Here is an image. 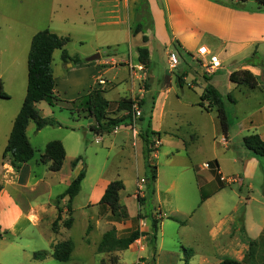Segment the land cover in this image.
Wrapping results in <instances>:
<instances>
[{"label":"rangeland","instance_id":"374dc122","mask_svg":"<svg viewBox=\"0 0 264 264\" xmlns=\"http://www.w3.org/2000/svg\"><path fill=\"white\" fill-rule=\"evenodd\" d=\"M221 1L235 4L237 0ZM67 2L74 4V0L66 2L61 0H0V90L8 96L7 98L0 97V165L3 159L2 144L7 141L5 136L8 135L11 123L25 96L27 54L30 46L27 37L31 31L47 30L51 17L58 21L66 18L67 22L63 26L73 28L72 21L75 19V13H68L71 8L65 7L64 4ZM239 5H243V8L249 11H256L257 9L255 0L239 2ZM35 6L39 7L40 15H37L34 20L32 11ZM58 6L61 9H58ZM72 33L75 37H85L88 40L83 45L75 40L67 43L64 49L69 55H78L83 61L93 55V60H102L104 66L127 67L129 70L128 82L130 81L134 89L127 87L128 90L120 93L121 97L124 94L125 98L139 99L149 88L144 109L138 108L140 114L132 118V130H135L139 136L140 134L145 136L146 133L148 135V142L144 144L142 141V153L146 152L148 161L156 165L158 172V180L155 184L156 192L154 195H148L146 183L143 184L142 188L136 185L137 179L138 183L144 173L150 177V171L145 168V162L144 164L142 162L143 156L141 158L139 153V139L136 141L138 144L137 155L134 154L130 142L126 150L120 152L119 142L123 134L122 131L118 132L117 135L103 134L101 142V140H96V134L94 135V132L87 128L86 123L89 118L82 116L80 110L78 111L81 108L78 103L72 104L69 102L72 100L62 97H59L60 101L54 102L53 106H49L47 102L43 101L45 108L53 113L50 118L59 125L45 126L37 131L35 124L31 122L28 136L32 145L39 149L45 143L58 140L62 141L67 151L70 152L69 141H74L75 137L79 138L78 151L84 157L85 164L83 166L86 178L72 201L71 212L66 209L67 198L60 201L62 219L58 223L56 233L52 232L47 223H43L38 230L23 222L16 228V230L20 229L21 232L14 238V241L9 240V233H3L0 237V264H183L186 261L187 249H192L194 252L189 262L199 264V252H208L209 245L212 247V253L218 252L220 259L232 258L249 264H264V230L258 238L251 240L247 238L248 236L243 230L244 212L250 221V225L254 223L259 225L264 219V166L261 171L262 166L259 162L253 171L249 174L247 172V175L244 176L243 185L239 176H231L240 166V163L235 161L237 153L240 150L249 152L242 144L241 134L244 133L245 127L243 121L256 109V117L253 116L251 119L252 123L247 128L245 135L254 133L256 129L264 132V53L254 52L252 65L248 62L241 63L244 66L253 67V72L258 79V85L254 88L243 84L235 85L234 88V85L228 81V71H233L236 67L242 66H238L239 63L234 60L227 61L218 73L212 75V84L216 89L223 96L230 93L236 103L238 102L235 108L227 101L225 102L230 127L228 137H224L216 113L214 111L205 112L196 104L199 101L204 80L202 78L199 80L198 77L200 86L193 89L188 87L191 75L187 79V83L181 88L175 82V77L181 74L180 68H187L186 64L189 65L192 74L195 76H198L200 68L203 75H210L212 72L203 67L209 62V59L211 60L210 54L204 59L202 56L194 55L191 59L187 55H182L183 63L180 62L175 69H171L168 65V52L166 55L160 52L159 56L156 53L153 55V59L149 61V67L139 62L145 67V70L148 69L145 74L138 69L137 63L131 64L129 60H126L116 61L114 64L108 60L112 54L115 59L125 60L129 52L127 46L96 48V43L88 37L90 33L85 36L78 31ZM61 53V50L53 52L51 64L53 75L57 79H61L62 75L69 69L67 66L71 63L64 64ZM176 54L178 53L176 52ZM86 71L75 72L74 79L86 83L91 78L90 69ZM185 72L187 71L182 73L186 74ZM114 74L118 78L123 76L122 71L111 70L107 73V77L112 78ZM171 79L173 81L170 88L168 90L162 89L169 85ZM121 86L126 87L127 84L121 83ZM84 95L86 94L81 96ZM116 95V90H113L109 97H116ZM155 100L156 107L154 109L156 113L153 115L151 127L159 130L160 145L157 136L152 134L151 129L148 128L149 116ZM126 114L122 112V115L126 116ZM253 124H256L257 128ZM75 125L78 126L80 133H72L66 129L67 126ZM82 126L87 133L85 139L84 133L81 131ZM172 133L178 135L179 139L174 137ZM193 133L196 134V140L191 144L192 136L190 137V135ZM180 140L185 143L186 151L180 147ZM230 140L231 148L226 149L225 147L229 146ZM110 141L113 144L110 145ZM239 154L238 157H242L241 152ZM211 158L218 159L220 169L226 176L227 184L222 191L211 198L208 208L210 206L211 211H216L217 220H225L227 226L235 221V230L240 232L237 233L234 229H229L226 234H219L215 242L217 250L213 248L214 243H211L206 235L209 225L205 228L204 210L199 213L198 217L194 215L189 218V214L197 207L200 198V193L196 188V171L200 168L201 162L206 160L205 163H208L210 161L207 159ZM38 159L37 152L30 161V183L42 176L47 179L50 190L47 191L45 185H40L33 190L29 186L18 189L15 187L13 189L12 186L8 185L5 187L23 209L30 204L49 203L55 205L56 196L66 189L65 184L61 181V176L46 170L45 165L40 163ZM6 160H9L8 155L3 159V161ZM259 160L264 161L261 158ZM100 172H104L103 178L121 180L124 183L125 186L119 194L121 201L126 202L130 216L135 217L139 209L140 217L146 218L145 221L150 223L151 217L157 218L156 212L160 208L165 215L172 214L186 221L187 225L181 227L179 223L164 218L162 226H158L155 242H150L149 237L144 252L126 249L119 252L97 253L96 245L103 232L115 227L108 210L99 207V214L97 215L93 206L85 207L90 183L96 179ZM1 173L0 166V178H2ZM171 181L174 182V187L170 192H166ZM136 192L143 199L139 208L134 196ZM71 218V226L69 228L64 227L63 222ZM140 222L141 219L137 218L131 221L125 220L123 223L119 222L118 235H125L128 231L138 228ZM88 226H91V229L86 235ZM149 234L151 236V233ZM68 239L74 244L69 260L66 262L56 260L52 256L55 245ZM232 243L237 246V250L229 249L225 253L224 250L230 247ZM42 250L47 252V257L43 260L35 259L34 253Z\"/></svg>","mask_w":264,"mask_h":264},{"label":"crops","instance_id":"0c3cea01","mask_svg":"<svg viewBox=\"0 0 264 264\" xmlns=\"http://www.w3.org/2000/svg\"><path fill=\"white\" fill-rule=\"evenodd\" d=\"M61 1L66 2L69 0H61ZM64 5L67 9L71 8L70 10H68V13L70 12L75 13L74 16L75 19L72 21L73 28L63 26L67 22L66 18H63L61 21H58V20H54V18L51 17L49 20V27H47V30L56 33L59 36H68L70 38V42L75 40L81 45L86 44L88 39H86L85 37H75L72 33L73 31L76 32L78 31L80 32V34H83V36L90 33L88 37L90 38V40L96 43L97 45L96 48H100V47L115 48L121 45L127 46L129 52L127 53V58H125V60L115 59L113 54L108 57V60L114 64L116 63V61H126V60H129L131 64H136V63L138 65L141 64L138 61V53H137V49L141 47L148 49L150 56L149 61H151L153 59V55H155L156 53L159 56L160 52L166 55L167 52L175 51L173 47L174 42H177L180 45L181 52H177L178 53L177 55H178L179 63L180 62L183 63L182 55H187L192 59V56L194 55L199 56L197 55L196 51L199 47L204 46L207 50V53L204 56H202L203 59L208 54H210L211 59H217L220 62V66L216 68V70L213 71L210 75H206V74L203 75L201 73V68H200L198 70V76H195V74H192V70L189 68V65L186 64L187 68H182V67L180 68L181 74L182 72L187 71L185 72L186 73L185 76H183L182 78L183 80L182 84L179 83V77L178 76L175 77V82L181 88L184 84L187 83V79L191 75L190 83H188L189 85L188 84L187 85L189 88L192 89L200 86L198 83V77L199 80L202 78L205 83L204 86L201 87V92L199 94V97L208 83L213 85L212 75L218 73L220 68H222L223 64H225L227 61L234 60L235 62L239 63L238 64L239 66L242 65L241 63L245 62L246 60H249L253 56L254 52H257L258 54L264 53V9L258 11L257 10L249 11L248 9L243 8V5L234 6L233 4H229L221 0H74V4H70L69 2H67ZM58 9L61 8L58 6ZM32 14H34V20H35L37 18V15L38 16L40 15L39 7L38 8L37 6L33 7ZM137 25L141 26V30L138 33L133 34V29ZM36 32H38V30L31 31V33L27 37V41L31 43L32 37ZM143 36L147 38L146 41H143L142 39ZM69 56L71 57L77 56L80 59L78 55H69ZM89 58L90 57H87L85 61L80 59V61L76 63H73V61H68L71 62L70 65L67 66L69 67V69L68 71H66L64 75H62L61 79H57L53 75L55 81L54 93L57 97H62L67 100H73L83 94H87L89 91H91V89L96 88L102 90L103 92L102 95L104 99L108 101H117L122 97L125 98L124 94L121 97L120 93H124V91L128 90V88L134 89V86H131L130 81L128 82L129 70L127 69L126 66H122V67L118 65L104 66L102 64V60H98V59L90 60ZM52 60H53V56H52ZM66 63L67 62H64V64ZM147 67H149V64ZM89 69L91 71V78H89V80L86 83L74 79L75 72H78L79 70L86 71ZM236 69H247L254 74L253 67H251L250 65L249 66L242 65L240 68L236 67L234 70ZM111 70H115V72L122 71L123 76L118 78L115 77L116 74H114L112 78H108L107 73ZM231 72L232 71H228V74H230ZM99 81H104V83L100 84ZM172 81L173 80L171 79L169 85L162 89L166 88L168 90V88H170L171 86L170 84ZM228 81H229V75H228ZM121 83H126L127 86L122 87ZM233 85L235 88V84ZM26 87H27V75H26ZM113 90H116V94H117L116 97H109V94H112ZM148 93H149V88L145 91V94L139 98L144 100V105ZM24 94L26 95V91L24 92ZM128 98H132V97H128ZM132 99H136V98H132ZM197 103L198 102H196V104ZM237 103L233 105L234 108L237 107ZM144 105L143 108H141L142 110L144 109ZM45 107L46 106L43 101L35 105V108L41 117L43 118L52 117L53 113L49 111L48 108ZM155 107H156V100L154 107L150 112L148 128H150L151 131L155 133V135L159 139V142H161L159 130L155 129L153 126L151 127L153 115H155L156 113L154 109ZM256 114H257V109L254 110L252 114L248 115L246 120L243 121L245 127L243 131L244 133L241 134L242 137L245 135L247 128L252 123L251 119L253 118V116L256 117ZM117 115L119 116L122 115V112L118 113ZM13 121L11 123L10 129L8 130V135L5 136V139H8ZM30 123L26 128V135L29 140V143L31 144V146L35 151L34 155L38 152L40 158V156L44 152L47 143H45L43 147H39V149H36L32 145L31 139L28 136V129L30 127ZM86 124H87V128L89 129L90 126L95 125L96 123L93 118H89ZM253 125L257 128L256 124ZM66 129H69V131L72 133H76L80 131L78 129V126L76 125L69 127L67 126ZM81 131H83L84 139H85V137H87V133L84 130L83 126L81 127ZM120 131H122L123 133L121 135V139L119 142L120 152H124L128 147L127 145L130 142V145L133 147L134 154L137 155L136 149L138 148V144L136 143V141L137 139H139L140 141L139 153L142 158L143 156L142 138L136 133L135 130H132V125L131 126L124 124L119 125L116 132L111 131L109 133H103V134L117 135L118 132ZM156 133L159 135H157ZM254 133H258L260 137L264 140V132H261L256 129ZM103 134L102 135L94 134L96 136V140L100 141ZM172 135L179 139L178 135H176L175 133H172ZM191 136H192L191 144H193V142L196 140V134L193 133L192 135H190V137ZM60 142L62 143L65 149V157L63 159L61 169L57 172H52V171L51 172L59 174L61 176V181L65 184L67 188L70 182L77 176V174L84 167L83 165L85 163H84V157L78 151L80 145L79 138L75 137L74 141H69V145L71 146L70 152L67 151L64 143L62 141ZM6 143L7 141H4L2 144V153ZM109 144L110 145L113 144L112 141H110ZM180 147L184 148L185 151L187 150L185 143L182 142L181 140H180ZM225 148L226 149L231 148V140L229 142V146ZM240 152L242 157H238L240 156L239 154ZM240 152L237 153L236 155L237 159L235 160L240 163V166L237 168L235 174L231 176L233 177L239 176L240 177L239 179L241 180V184L243 185L244 176L247 175V172L249 174V172L253 171L255 169V166L258 165L259 162L261 163L262 166L261 171H262L264 166V161L261 162L259 158H255L250 152H244V150L243 151L240 150ZM84 153L86 154V151H84ZM79 157L81 159H79L76 165L72 167V162H74ZM213 160L217 161L218 173L225 181L226 176L222 173L220 169V164L218 162V159L217 158H211L209 160L207 159V161H213ZM30 161L25 164H22L18 170H15L10 165V160L3 161L2 159L0 165L2 171L1 173L2 178H0V181L3 185V188L0 191V232L4 234L9 233L8 236L10 238L9 240L12 239L13 241L14 238H16V236L20 234L19 232H21L19 231L20 229L16 230L17 226L21 222L29 224L34 229L37 228L38 230H40V227L43 225V223L45 224L47 223L51 229L52 222L54 221L57 214L55 205L49 203L30 204L29 206H27V208L23 209L19 205L17 200L7 192L5 188L6 185L12 186L13 189L29 186V188L32 190L36 189L40 185H45L46 190L47 191L50 190L47 179L42 176L36 179L34 182L30 183L31 181ZM142 162L144 164V159L142 160ZM205 162L206 160L201 162L199 165L200 168L196 171L198 177L196 188L200 193L199 195L200 198L197 207L193 209L189 214V218H192L194 215L198 217L199 213H201V211L204 210L203 216H204V225L206 226L205 228H207V225H209L206 235L208 236L209 241L211 243H214L213 248L216 249L215 242L218 235L226 234L229 229L235 230L236 224L235 221H233L227 226L225 220H217L216 211L215 212L211 211L210 206L208 208L211 198L217 195L220 191H222L223 188L218 189L217 183L215 182V179L210 169H205L202 167V164H204ZM44 165L46 167V170L50 171L48 168L50 164L47 163ZM103 173L104 172H100V174L96 177V179L90 183L89 190L87 192V201L85 204L86 208H88L89 205L93 206V209H95V213L97 215L99 214L98 202L101 196L103 195L107 184L114 180L112 178H103ZM157 177H158V172H157ZM157 177L154 183V192L152 195H154L156 192L155 184L158 180ZM85 178L86 175L82 180V182L85 180ZM141 178L145 179V183H147L148 176L145 173ZM137 181H136V185H137ZM225 183L227 184L226 181ZM173 187H174V182L171 181L170 184L167 186L166 192H170ZM201 193H204L207 196L202 201H201ZM134 196L136 197V201L139 208V206L141 205L138 203L137 200V192ZM119 203L122 206H124L126 209L127 221H131L132 219L137 218V215L139 214L138 212L139 209L136 212L135 217L130 216L128 214L126 202L121 201L120 194H119ZM156 213H157V219H159V225L161 226L163 224L164 218H167L168 216L176 217L172 214L165 215L164 213L161 212L160 208L159 211H157ZM137 219H141V222L138 223V228L136 229L145 231L148 233V235L141 236L132 245H130L128 249H133L134 251L137 252H144L149 242V233H151V222L149 223L145 221L146 218L142 219V217ZM180 220L183 221L182 219ZM120 223L119 222L112 223L113 226H115L114 228L116 229V231L119 230L118 225ZM243 224H244L243 230L247 234L248 236L247 238L249 240L258 238L261 235L262 231L264 230V219L263 221H261L259 225L258 224L256 225L255 223L250 225V221L247 219L245 212L243 215ZM105 225L106 228H108L107 224ZM179 225L181 227L186 226L187 222L183 221V224H179ZM235 231L237 233L239 232L238 230ZM145 239L147 240L145 241ZM100 240L98 241V243L100 242ZM233 244L234 243L230 244V247L224 250L225 253L229 249L233 251L237 250L236 249L237 246ZM208 249H209L208 252H204V253L199 252V257H200L199 264H218L222 260L220 259L218 252L216 253L214 251L212 253L211 245H209Z\"/></svg>","mask_w":264,"mask_h":264},{"label":"trees","instance_id":"16d2710c","mask_svg":"<svg viewBox=\"0 0 264 264\" xmlns=\"http://www.w3.org/2000/svg\"><path fill=\"white\" fill-rule=\"evenodd\" d=\"M248 0H237L234 6L239 5V2L244 3ZM256 10L264 9V0H255ZM141 30V26L137 25L133 29V34L138 33ZM143 41H146L145 36L142 37ZM70 42L68 36H59L56 33L49 30H41L36 32L31 40L28 56H27V87L26 95L22 102L21 108L14 118L11 131L9 133L7 143L4 147L2 158L6 155L9 156L10 165L18 170L22 164L29 162L34 157V149L29 143L26 135V128L30 122L35 124L36 130H40L45 126L59 125L55 120L51 118H43L39 115L35 108V105L41 101L47 102L53 106L54 102H59L60 99L54 93L55 81L53 78L52 69V56L55 50H61V58L63 62L73 61L76 63L80 61L77 56L71 57L64 49L65 45ZM174 50L181 52L180 45L177 42L173 43ZM138 61L148 66L149 63V51L147 48L141 47L137 49ZM254 55V54H253ZM94 59V56L89 58ZM252 57L246 60L245 63L252 65ZM184 73L180 74L179 83L182 84V78ZM229 81L235 85H247L254 88L258 85V79L251 71L247 69H236L229 74ZM1 87V83H0ZM103 92L100 89L93 88L86 95L81 96L75 100L69 101L72 104L78 103L82 116L93 118L95 125L89 127V130L96 135H102L103 133H109L114 127L119 125H132V112L133 106L143 108V99L121 98L117 101H108L104 99ZM0 97L7 98L8 96L0 90ZM234 105L236 100L228 93L223 96L221 93L210 83H208L203 89L202 94L199 97L197 105L206 112L214 111L216 113L217 120L222 134L227 137L229 132L228 116L225 109V102ZM207 104V105H205ZM79 112V113H80ZM120 112L127 113L124 115H117ZM80 115V114H79ZM152 134H155L152 132ZM157 134V133H156ZM159 135V134H157ZM144 144L148 142L147 133L145 136L140 134ZM159 137V136H158ZM243 147L249 151L254 157L264 158V140L258 133H249L242 137ZM65 157V149L62 143L58 140L50 141L46 144L43 154L39 158V162L42 164L49 163V170L57 172L61 169L63 159ZM80 157L72 162V167L76 165ZM143 159L145 167L150 171V177L147 178V192L148 195L154 192V183L157 177L156 165L148 161V155L143 152ZM210 171L213 174L217 188L222 189L226 183L224 179L218 173V164L216 160L208 162ZM85 177L84 167L77 174V176L70 182L67 188L56 196L55 209L57 211L56 217L52 222L51 230L56 233L58 229V223L61 221L62 207L60 201L67 198L66 209L68 212L72 211V201L80 190V185ZM198 179V177H197ZM3 185L0 181V191ZM124 188V184L121 180H113L109 182L101 196L98 206L104 210L109 211L110 219L114 222H124L127 219V212L124 206L119 203V192ZM207 196L201 193V201ZM137 200L142 205L143 199L137 194ZM140 218V215H137ZM169 220L175 221L179 224H183L179 218L168 216ZM72 224V218L63 222V226L69 228ZM159 219L151 218V236L150 242H155L156 234L158 231ZM91 226L87 227L86 235L89 233ZM0 232V237L2 236ZM143 235H148L147 232L139 229H132L125 235H117V231L114 227L104 232L98 245L96 246L97 253H110L114 251H123L129 248L137 239ZM74 249L73 242L68 239L64 242L57 243L52 252V256L62 262L69 260L71 253ZM193 256L192 249H187L186 261L183 264H191L189 260ZM47 257L45 250L34 253V258L37 260H43ZM218 264H249L244 261H238L232 258H224Z\"/></svg>","mask_w":264,"mask_h":264},{"label":"built area","instance_id":"2783aa9c","mask_svg":"<svg viewBox=\"0 0 264 264\" xmlns=\"http://www.w3.org/2000/svg\"><path fill=\"white\" fill-rule=\"evenodd\" d=\"M197 55L199 56H204L207 53V50L204 46L199 47L196 51ZM179 63L178 60V55L174 51L168 52V65L171 69H175ZM220 66V62L217 59H211L209 62L203 65L204 68H206L207 71H215L216 68ZM138 69L142 71L143 73H147V70H145V67L142 64L138 65ZM100 84H103L104 81H99ZM140 114V111L137 106H133V112H132V118L138 116ZM118 126L113 128V132H116ZM160 143V142H159ZM202 167L205 169H208V163L202 164ZM145 183V179H140L139 182L137 183L139 188H142L143 184Z\"/></svg>","mask_w":264,"mask_h":264}]
</instances>
